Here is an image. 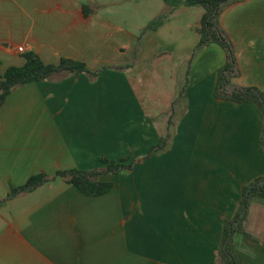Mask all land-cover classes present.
Listing matches in <instances>:
<instances>
[{
  "label": "crops",
  "instance_id": "1",
  "mask_svg": "<svg viewBox=\"0 0 264 264\" xmlns=\"http://www.w3.org/2000/svg\"><path fill=\"white\" fill-rule=\"evenodd\" d=\"M68 7L77 20L88 18L68 0H0L1 71L23 67L31 52L57 64L52 18H67ZM184 11H195L175 30L179 37L184 27L193 33L186 56L154 67L166 84L161 98L170 92L169 104L156 111L173 108L172 129L167 118L147 124V70L135 74L131 63L60 72L17 87L0 106V264H221L226 226L244 189L264 183V115L255 104L230 99L249 88L264 93V0H231L219 14L234 53L220 94L227 54L218 45L199 46L205 11ZM149 130L161 140L174 131V146L193 154L161 156L166 166L134 178L131 170L124 182L122 172L106 174L102 159L109 161L120 142L147 140ZM69 170L100 172L114 188L88 197L57 177L8 198L33 176ZM242 229L234 236L236 264H264V201L251 203Z\"/></svg>",
  "mask_w": 264,
  "mask_h": 264
},
{
  "label": "rangeland",
  "instance_id": "2",
  "mask_svg": "<svg viewBox=\"0 0 264 264\" xmlns=\"http://www.w3.org/2000/svg\"><path fill=\"white\" fill-rule=\"evenodd\" d=\"M70 2L81 8L86 7L84 13L88 18L81 16V19L77 20L75 12H71L75 11L72 7L67 9L68 14L65 15L67 18H56L59 15L53 14L52 38L56 48L54 61L57 63L53 65H59L62 59H70L85 63L89 69H101L109 65L124 67L128 63L132 64L135 74L146 69L143 76L147 75L149 91L147 124L149 127L152 124L151 117L167 118L169 128L172 129L170 124L174 121L173 108L167 115L166 112L163 115L156 111L157 107L169 104L170 97L169 101L165 102L170 92L165 91V98H161L166 84H162V78L154 67L157 61L162 60H168L172 66V60L177 61V58L186 56L185 47L193 39V33L184 27L185 31L179 37L175 30H180L183 22L187 21L188 14L192 15L195 11H186L189 13L182 15L185 8L172 11L163 0H68V4ZM161 15H165L166 22L170 20L171 23L167 22L169 25L159 28V36L151 43L155 31L147 27ZM174 25H178V28L174 29ZM171 47L175 49L172 50ZM173 102L171 101V104ZM172 105L174 106V103ZM173 134L174 131L166 130L164 139L161 140L156 138L154 131L149 130L147 140L142 136V140L139 137L133 138L130 145L123 141L115 146L112 154L115 156H110L109 161L117 163L124 161L128 167L120 174V181L124 182V178L133 170L137 173L131 174L132 178L136 175L139 177L141 170L152 173L158 170L159 165L166 166L161 156L193 154L179 145L174 146L170 140ZM105 180L112 181L109 178ZM138 180L140 186L142 181ZM147 181L157 184L156 179L151 178Z\"/></svg>",
  "mask_w": 264,
  "mask_h": 264
},
{
  "label": "trees",
  "instance_id": "3",
  "mask_svg": "<svg viewBox=\"0 0 264 264\" xmlns=\"http://www.w3.org/2000/svg\"><path fill=\"white\" fill-rule=\"evenodd\" d=\"M172 10L180 8H201L205 11L200 25L196 28L199 35V46L218 45L227 54V64L218 72L217 93L228 81L226 72L231 73L234 61L232 46L223 36L218 25V17L223 7L231 0H163ZM86 7L84 8V11ZM88 17L87 15H85ZM167 20L165 15H161L151 22L147 29L156 31L161 28ZM25 65L23 67H10L5 72L0 69V106L4 104L7 97L19 86L32 83H39L51 79V77L60 72H69L73 74L88 73L89 69L85 63L76 62L70 59H62L59 65L45 64L35 53L24 55ZM236 103H252L257 105L264 115V93L256 88L244 89L234 92L230 98ZM106 165L104 170L106 174H115L116 176L128 167L124 161L110 162L102 159ZM131 170V169H130ZM104 174L100 172H83L79 170H69L59 172L53 177L45 174L33 176L28 182L16 189H13L8 198H14L20 194L32 192L39 186L55 180L57 177L64 179L68 184L77 188L81 193L88 197H100L108 194L114 188V183L102 180ZM256 200L264 201V183L255 182L244 189L240 202L239 210L235 218L227 223L225 238L220 250L221 264H236L234 236L243 231V222L246 219L249 206Z\"/></svg>",
  "mask_w": 264,
  "mask_h": 264
},
{
  "label": "built area",
  "instance_id": "4",
  "mask_svg": "<svg viewBox=\"0 0 264 264\" xmlns=\"http://www.w3.org/2000/svg\"><path fill=\"white\" fill-rule=\"evenodd\" d=\"M19 51H20V52H24V48H20Z\"/></svg>",
  "mask_w": 264,
  "mask_h": 264
}]
</instances>
